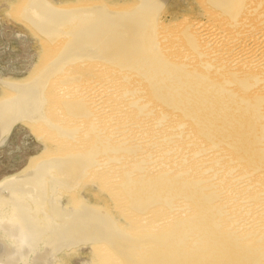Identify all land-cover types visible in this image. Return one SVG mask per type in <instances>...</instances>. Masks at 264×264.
<instances>
[{"label":"bare ground","instance_id":"6f19581e","mask_svg":"<svg viewBox=\"0 0 264 264\" xmlns=\"http://www.w3.org/2000/svg\"><path fill=\"white\" fill-rule=\"evenodd\" d=\"M138 1L121 11L106 1L73 9L48 0L23 5V19L61 48L28 84L0 74L10 94L0 102V143L26 117L56 137L63 152L0 185V264H58L62 252L80 247L93 248L97 264H264V174L244 172L229 183L233 175H243L242 167L264 168V96L241 97L233 87L239 83L250 91L256 81L253 87L263 88L254 91L263 94L264 80H240L232 72L224 81L216 78L221 73L216 63L222 61L231 64L228 70L248 61L264 64V32L233 31L241 18L259 22L263 4L250 11L254 0H203L213 6L212 23L176 16L169 27L168 0ZM224 24L227 29L221 30ZM94 61L104 63L102 75L114 74L107 75L117 88L71 75V66ZM199 64L204 67L194 68ZM139 79L151 95L134 97V90L139 96L144 92ZM115 93L124 101L112 108ZM118 116L120 121L138 116L145 123L136 133L138 140L143 135L142 143L130 139L134 147L117 148L115 137L88 143L103 141L104 124ZM156 116L161 126L152 139L149 124ZM163 119L169 123L161 124ZM199 144H205V156L198 153ZM232 150L244 151L250 160ZM210 152L212 158L224 156L210 160ZM145 155L149 158L139 162ZM103 171L134 213L133 227L87 201L76 207L60 201L61 192L68 197ZM53 172L59 176L47 180Z\"/></svg>","mask_w":264,"mask_h":264},{"label":"rangeland","instance_id":"374dc122","mask_svg":"<svg viewBox=\"0 0 264 264\" xmlns=\"http://www.w3.org/2000/svg\"><path fill=\"white\" fill-rule=\"evenodd\" d=\"M48 1L59 8H65V9H69L71 7L72 9L73 7L74 8L81 7L87 5V3H92V2L94 3L95 1L96 3H100L101 1H106L107 6L115 11L117 10V8L118 11H121L124 8L125 9L131 8L132 6L133 8H135L140 3V1L138 0H93V1L48 0ZM254 1L255 2L251 3L252 6L250 8L251 9L250 11H252L254 8H258L259 4H263L262 10L259 9L260 10L259 11L257 9V11L260 12L258 15L263 16V18L259 20V22H257L256 19L255 21L251 19L244 20L243 18L240 17L241 20L239 21V23L234 24V28H233L234 32L238 31V33L239 34L241 33L242 35L243 34L246 35L248 33L260 34L264 32V0H257V2L256 0ZM27 2L28 0H0V74L2 79L4 78L10 82L28 84L29 82L33 81L34 77L46 66V64L51 62V60H53L56 57L55 55L58 54V52L60 51L59 48L61 47L52 46L49 40L45 36L40 35L42 33L39 28L38 30L40 31V34L33 28V26L30 23L27 22V19L26 20L23 19L24 18L23 12L26 10V6L23 7V5H26ZM167 5L169 6V10L166 9V12L169 13L166 14L165 12L166 14L165 19L167 20V22L166 20L165 22L166 24H169L168 25L169 27H172V25L175 24L178 18L180 19L190 18V20L194 19V21L199 19L198 21L200 22L210 21V23H212L211 21L212 18L210 16L212 10L211 8L213 6H210L208 3H206V1L203 2V0H168ZM254 15H256V13ZM173 17H175L176 19ZM170 18H172L171 21ZM168 21H170L172 24L169 23ZM219 28L221 30H224L227 29V26L224 24V25H220ZM168 50L170 51V49ZM174 60L185 63L188 59L176 57ZM95 62L98 63L94 64ZM94 63H92V65L94 64L93 66L89 65L87 67L86 66L84 67L81 64H75L71 66L70 68H72L71 70L73 71L71 75L75 76V78L77 77L84 81L89 80V83L100 82L99 87L104 86V84L105 86H110L111 84H113L111 78L108 75L111 74L114 76V74L112 72H108V73L104 72V74L102 75L100 71L102 66L99 65L100 63L102 65L104 63L99 61H94ZM228 65L231 64L224 61L219 62L218 64L216 63V66L221 69L220 75H216V78L220 82L226 80V78L232 77L231 75H229L230 72L236 73V76L240 80H245L246 78L248 79L250 77H256V76H259L262 80H264V64H260L257 61H252V62L248 61L247 65L245 66L241 65L239 68H231V70L227 69ZM203 67H204L203 64L194 66V68H198V69H202ZM106 81L108 82L109 85L107 84ZM262 83L264 84V82ZM234 84L238 85L233 87L235 91L238 93V95H240L241 97H247L256 100L255 97L264 96V93L256 94L257 92L254 91L263 88L261 85H257L253 87V85L256 84V81H253L252 85L250 86L251 88L248 87L250 91H247V88L245 86L239 85V83H234ZM141 86H144L143 82H141L138 87L144 89V92L140 93L139 96L137 95L138 91L134 90V95H136L134 96L135 98L145 97L152 94L151 91L149 90L150 89L149 87L145 89V86L144 87ZM114 87L117 88L116 86ZM114 87H111L110 89L112 88L114 89ZM114 90L117 91V89ZM146 91H148L149 93ZM116 93L114 94L115 96L113 95V97L115 98L110 99V101L113 100L114 102V103L110 102L111 106L113 104L112 108H115L114 106H118V104L120 105L123 100V97H120V95ZM142 94H144L145 96H143ZM9 96L10 94L8 90L4 88L2 84H0V102L3 101L4 99H7ZM50 97L53 96L50 95ZM118 97H120V99ZM118 117L109 118L110 125L104 124L107 127V132L101 136L103 141L101 140V138L96 137L95 139H93L94 142L89 141L88 143L97 144L102 142L106 144L104 141H108L107 139L112 137L116 138V140H114L113 147H117V148L123 147L125 145L128 147H134L136 143L138 142L142 143V139H144L143 135L140 136L138 140L136 138V133L141 132L140 127L141 126L145 127L146 126L145 123H142L140 121V118H138V116H122L124 118L123 121H120V117L119 118ZM170 117H168L167 119L169 120ZM154 120L152 121V125L151 122L149 124L153 133L152 139H156L157 136L154 135V132L155 131L157 132V130H155V128L158 125H160L159 116H156ZM132 123L134 124V129L132 128L133 125ZM167 123L169 122L166 121L165 123L164 119L163 121L161 120V124H167ZM96 126L98 130H100L101 123L97 122ZM39 127H40L39 123L34 122V120L30 121L29 119L24 117L18 120L14 124L8 135H6L4 140L0 143V185L5 186L6 184L4 182H6L7 180H10L17 176H21L23 174H26L28 171L33 170V168L36 165L40 164L42 161L48 160L54 157L55 155H62L63 148H60L61 145L59 140L56 137H53L54 139L50 138L49 133L45 132V130L40 129ZM131 131L133 132V137L130 138V136L132 135H129L128 133ZM110 132L113 133L111 134ZM130 139H132V141L135 140V144L133 142L131 143ZM243 139H244L243 136L240 137L239 139L240 142ZM187 141H189V135L187 136ZM161 142L163 141L161 140ZM205 142L207 141L205 140ZM53 143L57 145L54 146L55 144ZM58 144L60 146H58ZM205 144L204 145L199 144L201 146V149L198 151V153H202L203 156H205L204 155V150L206 149ZM57 146L59 147V149ZM84 147L87 148L88 144H85ZM236 148H241V147L237 146ZM232 152L234 153L233 150ZM235 154L244 159H247L249 157L244 151H235L234 156ZM116 156L117 154L114 153L112 156H110L111 158L109 159L113 160L114 162L116 161L115 160ZM223 156L224 154L222 152L219 153L214 158H219ZM206 157L211 160L212 152L208 153ZM148 158L149 157L145 155L144 157L139 159V162H143ZM227 159L230 160V156H227ZM248 160H250V157L248 158ZM133 168H134V162H133ZM222 169L225 171H231L230 169L227 168H222ZM263 169L264 168H260V167L251 168L250 166L242 167L239 169V172L243 173V175H241L240 177L233 175L229 183L231 184L232 181L233 182L239 181L240 178L244 177V172L256 173L255 176H257L258 173L264 174ZM236 171H231V172L234 174V172ZM58 176H59L58 172H53L51 173V175H47L46 179L51 181L56 179ZM109 181L110 180L108 179V174L106 171H103V173H98L97 175H90L87 179H85L83 185H81L76 190H74V192L70 193L68 197L65 191L61 192L60 201L68 206L73 205L75 207L78 206L81 203V201L82 202L87 201L91 205L100 207L101 209L111 213L112 216L116 219V221L121 225H127L133 227L136 224L135 220L132 219L134 213L129 211V207H127L125 202L120 199V195L115 193V190ZM48 189L49 186L47 185V190ZM49 192L50 191H48L47 193L49 194ZM173 228L174 227L172 226L170 227V229L169 228L168 229L171 231ZM93 250L94 249L90 247L88 248L80 247L77 248L76 252H72L73 250L64 251L62 252V254H60L58 264H97L95 260L92 259L93 258L91 255L92 253H90V251L93 252Z\"/></svg>","mask_w":264,"mask_h":264}]
</instances>
